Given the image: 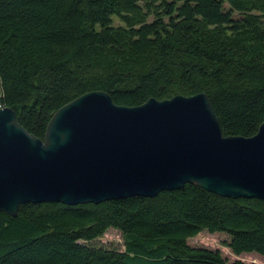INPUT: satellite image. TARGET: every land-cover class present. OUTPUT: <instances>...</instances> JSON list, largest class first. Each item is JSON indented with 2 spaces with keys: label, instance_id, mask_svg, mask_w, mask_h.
Wrapping results in <instances>:
<instances>
[{
  "label": "trees",
  "instance_id": "trees-1",
  "mask_svg": "<svg viewBox=\"0 0 264 264\" xmlns=\"http://www.w3.org/2000/svg\"><path fill=\"white\" fill-rule=\"evenodd\" d=\"M90 91L124 106L203 92L224 135L252 136L264 122V0H0V101L18 122L43 139L53 113ZM109 228L122 249L93 243ZM204 230L264 256V201L186 183L27 202L15 218L0 211V264H257L188 243Z\"/></svg>",
  "mask_w": 264,
  "mask_h": 264
},
{
  "label": "water",
  "instance_id": "water-1",
  "mask_svg": "<svg viewBox=\"0 0 264 264\" xmlns=\"http://www.w3.org/2000/svg\"><path fill=\"white\" fill-rule=\"evenodd\" d=\"M186 183L264 200V122L224 135L203 92L124 106L90 91L58 108L41 139L0 108V211L12 217L27 202L98 204Z\"/></svg>",
  "mask_w": 264,
  "mask_h": 264
},
{
  "label": "rangeland",
  "instance_id": "rangeland-1",
  "mask_svg": "<svg viewBox=\"0 0 264 264\" xmlns=\"http://www.w3.org/2000/svg\"><path fill=\"white\" fill-rule=\"evenodd\" d=\"M228 240V236L221 232L201 231L194 237L188 239V243L192 246H204L212 249H219L224 257L229 260L240 259L245 262H254L264 264V256L255 252H244L236 255L224 245V241ZM96 245L123 248V240L121 233L114 228H109L102 236L93 241Z\"/></svg>",
  "mask_w": 264,
  "mask_h": 264
},
{
  "label": "built area",
  "instance_id": "built-area-1",
  "mask_svg": "<svg viewBox=\"0 0 264 264\" xmlns=\"http://www.w3.org/2000/svg\"><path fill=\"white\" fill-rule=\"evenodd\" d=\"M2 107H4V106H3V104H2L1 101H0V108H2Z\"/></svg>",
  "mask_w": 264,
  "mask_h": 264
},
{
  "label": "bare ground",
  "instance_id": "bare-ground-1",
  "mask_svg": "<svg viewBox=\"0 0 264 264\" xmlns=\"http://www.w3.org/2000/svg\"><path fill=\"white\" fill-rule=\"evenodd\" d=\"M215 111V110H214ZM157 196V195H156ZM135 197V196H134ZM251 199V198H250ZM118 200V199H117ZM264 201V200H263ZM50 203V202H49ZM52 203V202H51ZM79 205V204H78ZM20 209V208H19ZM15 218V217H14Z\"/></svg>",
  "mask_w": 264,
  "mask_h": 264
}]
</instances>
